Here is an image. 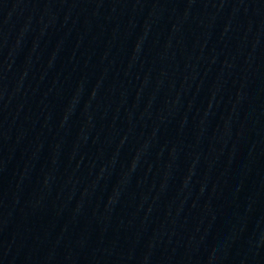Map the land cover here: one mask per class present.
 I'll return each mask as SVG.
<instances>
[{"label":"water","instance_id":"95a60500","mask_svg":"<svg viewBox=\"0 0 264 264\" xmlns=\"http://www.w3.org/2000/svg\"><path fill=\"white\" fill-rule=\"evenodd\" d=\"M131 0H0V55L49 39Z\"/></svg>","mask_w":264,"mask_h":264}]
</instances>
